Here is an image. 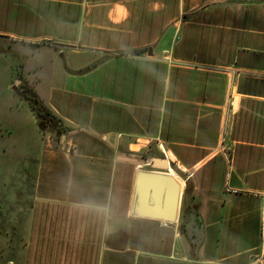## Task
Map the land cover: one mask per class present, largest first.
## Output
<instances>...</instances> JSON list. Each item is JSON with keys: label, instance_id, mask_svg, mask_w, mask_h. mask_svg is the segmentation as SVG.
Wrapping results in <instances>:
<instances>
[{"label": "crops", "instance_id": "obj_1", "mask_svg": "<svg viewBox=\"0 0 264 264\" xmlns=\"http://www.w3.org/2000/svg\"><path fill=\"white\" fill-rule=\"evenodd\" d=\"M0 44V264H264V0H0ZM152 146L176 222L132 213Z\"/></svg>", "mask_w": 264, "mask_h": 264}, {"label": "water", "instance_id": "obj_2", "mask_svg": "<svg viewBox=\"0 0 264 264\" xmlns=\"http://www.w3.org/2000/svg\"><path fill=\"white\" fill-rule=\"evenodd\" d=\"M15 84L21 85L22 79H17ZM150 164L165 170L171 168L166 157H154ZM181 196V183L171 172L140 169L136 175L132 213L140 217L176 222Z\"/></svg>", "mask_w": 264, "mask_h": 264}, {"label": "trees", "instance_id": "obj_3", "mask_svg": "<svg viewBox=\"0 0 264 264\" xmlns=\"http://www.w3.org/2000/svg\"><path fill=\"white\" fill-rule=\"evenodd\" d=\"M143 49L122 50L121 53H141ZM97 64H94V66ZM14 76L22 79L21 86H14V91L21 98L25 99L38 119L39 126L42 131L51 130L58 133L67 132V128L63 125L62 120L44 103L40 95L24 78L23 64L17 62L14 68Z\"/></svg>", "mask_w": 264, "mask_h": 264}, {"label": "rangeland", "instance_id": "obj_4", "mask_svg": "<svg viewBox=\"0 0 264 264\" xmlns=\"http://www.w3.org/2000/svg\"><path fill=\"white\" fill-rule=\"evenodd\" d=\"M16 44V42L14 41H10V40H7L4 42V44H2V46H5V47H13L14 45ZM1 45V44H0ZM25 100V99H24ZM138 148V146H136ZM135 149L132 148V151L129 150V153H131L132 157L135 159V161H141L142 163L143 162H146L148 161L149 163H151V159L153 157H162L158 152H157V149L155 148V146H152L150 149L149 148H145V149H140L138 151V149ZM164 157V156H163ZM144 164V163H143ZM151 165H147L145 167L149 168ZM170 170V169H169ZM168 171V170H167ZM176 178H177V175L173 174Z\"/></svg>", "mask_w": 264, "mask_h": 264}, {"label": "built area", "instance_id": "obj_5", "mask_svg": "<svg viewBox=\"0 0 264 264\" xmlns=\"http://www.w3.org/2000/svg\"><path fill=\"white\" fill-rule=\"evenodd\" d=\"M261 239H262V253L264 254V214L262 217V225H261Z\"/></svg>", "mask_w": 264, "mask_h": 264}]
</instances>
